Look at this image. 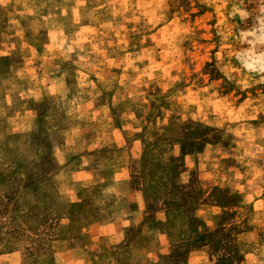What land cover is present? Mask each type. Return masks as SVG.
Instances as JSON below:
<instances>
[{"label":"clouds","instance_id":"clouds-1","mask_svg":"<svg viewBox=\"0 0 264 264\" xmlns=\"http://www.w3.org/2000/svg\"><path fill=\"white\" fill-rule=\"evenodd\" d=\"M0 264H264V0H0Z\"/></svg>","mask_w":264,"mask_h":264}]
</instances>
